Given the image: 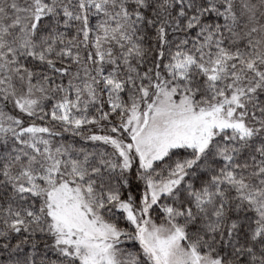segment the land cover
<instances>
[{
    "label": "snow or ice",
    "instance_id": "6c2138e0",
    "mask_svg": "<svg viewBox=\"0 0 264 264\" xmlns=\"http://www.w3.org/2000/svg\"><path fill=\"white\" fill-rule=\"evenodd\" d=\"M0 264H264V0H0Z\"/></svg>",
    "mask_w": 264,
    "mask_h": 264
}]
</instances>
